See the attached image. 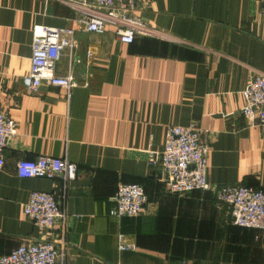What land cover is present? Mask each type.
Returning <instances> with one entry per match:
<instances>
[{
    "label": "crops",
    "instance_id": "0c3cea01",
    "mask_svg": "<svg viewBox=\"0 0 264 264\" xmlns=\"http://www.w3.org/2000/svg\"><path fill=\"white\" fill-rule=\"evenodd\" d=\"M132 13L148 32L123 43L111 23L85 30L89 11L68 0H0V109L17 124L0 169V254L56 235L61 219L41 229L23 212L30 193L43 191L68 214L65 264H264V231L235 225L213 187L165 191L147 163L169 125H193L209 144L210 185L264 190V126L241 114V91L264 74L258 0H137ZM42 25L74 30L77 47L64 49L55 68L77 79L69 97L23 83ZM40 155L77 163L65 190L58 177L17 176L18 160ZM122 182L144 187L140 215H110ZM118 232L136 249L119 251Z\"/></svg>",
    "mask_w": 264,
    "mask_h": 264
},
{
    "label": "built area",
    "instance_id": "2783aa9c",
    "mask_svg": "<svg viewBox=\"0 0 264 264\" xmlns=\"http://www.w3.org/2000/svg\"><path fill=\"white\" fill-rule=\"evenodd\" d=\"M89 11L83 20L85 30L102 32L108 23L115 26L119 41L133 42L137 34L148 32L145 23L133 12L137 0H68ZM264 14V0H258ZM77 43L74 30L68 27L39 26L36 28L30 56V67L23 83L28 90L36 92L43 83L61 87L69 97L78 85L69 69L65 74L56 72V63L64 49H74ZM80 57H74L79 63ZM241 114L251 125L264 126V74L253 75L241 91ZM16 121L0 109V169L4 166L3 149L8 138L15 135ZM208 142L202 140L200 131L193 125H169L165 131L163 148L149 151L147 163L159 172L165 191L182 194L195 190H215L218 201L230 208L235 225L264 231V190L243 184L212 186L207 180ZM78 165L66 157L40 155L35 159H20L16 174L21 178L58 177L64 190L67 183L76 177ZM66 193V192H64ZM65 197V194L62 196ZM63 200V199H62ZM114 202L110 215L135 217L140 215L147 203L144 187L138 183H119L112 197ZM64 201L53 192L32 191L23 205V212L41 229H51L57 219L62 223L55 236L32 242H22L8 253L0 254V264H65L69 255L66 239L67 212ZM116 244L119 251L136 249L134 241L118 232ZM181 264H187L182 261Z\"/></svg>",
    "mask_w": 264,
    "mask_h": 264
}]
</instances>
